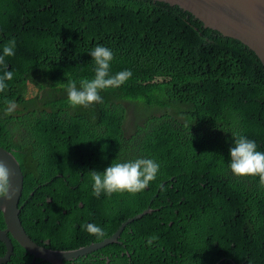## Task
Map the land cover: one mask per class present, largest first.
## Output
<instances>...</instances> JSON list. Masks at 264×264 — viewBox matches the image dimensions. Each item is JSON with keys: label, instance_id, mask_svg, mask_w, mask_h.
I'll return each instance as SVG.
<instances>
[{"label": "trees", "instance_id": "16d2710c", "mask_svg": "<svg viewBox=\"0 0 264 264\" xmlns=\"http://www.w3.org/2000/svg\"><path fill=\"white\" fill-rule=\"evenodd\" d=\"M13 38L15 55L0 65V75L14 71L0 92V147L22 169L21 219L37 246L70 252L85 236L82 246L100 243L151 209L119 245L96 252L97 264H264V187L228 167L235 135L264 152L257 55L153 0H0V55ZM97 45L113 51L112 74L132 77L102 90V104L72 107L67 85L94 77ZM125 103L141 107L132 132ZM138 158L160 165L146 189L92 194L90 171ZM13 243L9 264H45ZM6 253L0 242V259Z\"/></svg>", "mask_w": 264, "mask_h": 264}, {"label": "clouds", "instance_id": "9594fccd", "mask_svg": "<svg viewBox=\"0 0 264 264\" xmlns=\"http://www.w3.org/2000/svg\"><path fill=\"white\" fill-rule=\"evenodd\" d=\"M15 47L16 41L14 38L3 45L2 55H0V65H4L5 69L7 68L5 57L15 55ZM89 54L95 64L94 77L92 79L81 80L79 87H77L74 81L68 83L66 89L67 98L72 107L82 106L87 108L95 103L102 104L104 102L100 95L102 90L119 88L132 77V72L128 69L116 72L115 74L111 73L110 68L111 62L114 59V53L110 48L97 45ZM13 78L14 71L5 70L3 74L0 75V92H3L7 88L8 85L6 81H11ZM6 103L7 107L5 112L6 114H11L15 109V103L13 101H7ZM233 137L234 146L229 149L231 160L230 163H228L231 172L237 177L257 176L259 177L260 186L264 187V152L258 151L256 142L247 137L240 135H235ZM159 167L160 165L153 159L138 158L128 162L113 161L103 172L90 171L92 194L96 198H99L102 193L108 197H111L114 193L135 195L146 189L149 184L156 179ZM11 176L12 172L9 167L3 160H0V198H4L5 200H11L14 197ZM2 210L3 209L0 208V211ZM83 227L89 234L95 235L97 239L103 238L105 234L103 228L92 223L86 224ZM157 239V236H152L148 238L147 242L151 245L152 242ZM97 244L99 243L91 244L87 246V248ZM98 251L100 250L96 252ZM96 252L92 254H96ZM83 258L86 257L73 260L69 264L73 262H76V264H83L87 260ZM108 263L109 262H106V264Z\"/></svg>", "mask_w": 264, "mask_h": 264}, {"label": "water", "instance_id": "95a60500", "mask_svg": "<svg viewBox=\"0 0 264 264\" xmlns=\"http://www.w3.org/2000/svg\"><path fill=\"white\" fill-rule=\"evenodd\" d=\"M165 3L171 7H180L192 17L202 22L206 28L220 33L222 36L237 40L247 46L258 56L264 66V0H153ZM0 160H3L12 172L11 184L14 197L11 200L0 198V211L4 214L6 230L0 229V242L7 250L0 264H9L14 256V243L33 260L45 264H65L86 257L97 250L108 246L118 245L125 229L143 217L152 213L151 209L128 220L121 229L109 240L89 248L75 252H53L37 246L29 237L23 226L21 201L23 198L24 175L15 156L0 147Z\"/></svg>", "mask_w": 264, "mask_h": 264}, {"label": "rangeland", "instance_id": "374dc122", "mask_svg": "<svg viewBox=\"0 0 264 264\" xmlns=\"http://www.w3.org/2000/svg\"><path fill=\"white\" fill-rule=\"evenodd\" d=\"M27 95L28 97H31L33 96V90L32 88H29L28 91H27ZM126 105V108L128 109V117H127V121H126V125H125V129L127 131H133L134 129H131L135 123V121H138L136 119V110L137 109H140L141 107L140 106H135V105H132V104H128V103H125Z\"/></svg>", "mask_w": 264, "mask_h": 264}, {"label": "flooded vegetation", "instance_id": "af4514ba", "mask_svg": "<svg viewBox=\"0 0 264 264\" xmlns=\"http://www.w3.org/2000/svg\"><path fill=\"white\" fill-rule=\"evenodd\" d=\"M85 242H86V236H85V238H82L80 241L77 242L76 247L72 251H76V250H79V249L87 248V246H82L81 245L82 243H85ZM83 259H89L90 262H91V263H88V260H86L85 263H83V264H97V258L95 256V254H91L90 256H86V258H83ZM82 260H80V261H82ZM71 264H76V262H73Z\"/></svg>", "mask_w": 264, "mask_h": 264}]
</instances>
